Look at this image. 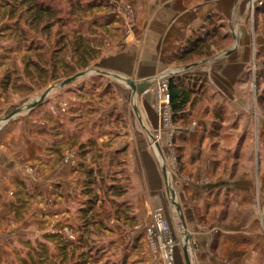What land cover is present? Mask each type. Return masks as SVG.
I'll use <instances>...</instances> for the list:
<instances>
[{"label": "rangeland", "instance_id": "374dc122", "mask_svg": "<svg viewBox=\"0 0 264 264\" xmlns=\"http://www.w3.org/2000/svg\"><path fill=\"white\" fill-rule=\"evenodd\" d=\"M38 1L55 9V16L36 21L34 13L25 11L26 6L21 3H17L20 8L13 14L10 12L12 7L7 3L12 0H0V88L5 99L0 125L5 122L6 116L20 109L19 116L23 114L21 116L46 122L44 130L47 133H61L63 137L60 140L52 139L48 143L50 146H55L56 142L61 144L62 151L53 158V168L60 165L59 182L52 183L49 172L44 177L48 186L42 187L34 173L30 183L23 187L22 192L27 198L26 202L22 201L23 206L0 204V227L6 226L4 231L0 230V264H111V257L118 248L116 243L122 250L131 236L139 238L138 252L153 248L162 260L161 245L164 237L156 236L152 243L146 236L147 229L156 222L153 213L155 208L151 209L147 222H140L136 217L133 221L130 216H135V198H141L138 193L140 186L146 181V175L152 174V179H155L154 182L158 183L165 194L163 216L170 224L173 241L178 242L175 253L181 242L173 238V235L177 236L176 230L178 232L184 227V216L180 210H184L188 204L189 207L197 208L195 196L191 198L193 200L188 197L196 179L194 164L190 167L192 170L182 172L185 155L168 149L175 122L172 110L166 106L165 101L162 102L161 95L163 83L171 80V75L181 62L174 60L165 63L159 74L149 79V93L153 95V102H144L142 95L132 96L122 90L123 86L132 87L119 77L124 75L111 68L102 69L103 65L112 63L115 55L123 56V49L131 42L138 19L144 13L137 11L134 0ZM13 25L18 26V29H12ZM220 32L219 38L214 40L222 46L224 43ZM202 33L205 34V31ZM81 40L88 41L91 52L98 55L86 68L79 66V52L76 50ZM59 48H62L61 51H57ZM256 57L255 54L251 77L252 116L255 121L258 120V112L264 110V62ZM32 60L38 62V67L32 64ZM67 63L70 67L65 65ZM72 67L76 69L73 74L69 72ZM189 68L186 66L185 70ZM90 69L92 73L60 87L65 79ZM52 87L55 88L45 94ZM121 96L126 97V104L122 107L119 105ZM37 101L40 103L31 107ZM144 106L148 107L147 112ZM151 112H154L155 117ZM191 119L188 117L186 120ZM182 125L184 128L188 126L186 121ZM258 139L252 136L247 140V145H251L255 175L259 178ZM131 142L135 143L133 164L131 154L127 152ZM51 153H55V149ZM49 155L45 152L42 158V163L48 165V168L51 163ZM148 159L154 162L158 176L144 171L142 163L145 164ZM93 166H100L103 174L116 177L120 186L127 185L128 192L120 198H113V193L106 192V185L112 182L110 180L98 184L89 194L85 193L87 175L83 170ZM254 194L257 200L255 209L259 212L260 206H264V184L257 185ZM112 198L124 201L127 206L117 210L116 205L110 202ZM88 204L93 205L98 213L97 218H92L96 232L84 238L85 246L70 250L69 256L62 258L56 241L49 235L60 231L64 237L77 244L80 236L78 226L89 218L88 215L86 219L81 218L82 208H88ZM121 209H127L129 214ZM258 214V228L264 240V214ZM26 216V231L8 233L12 230H7L9 226L21 223ZM99 220L104 222L99 224ZM67 229H72L73 233L68 234ZM129 230L133 231V235L129 234ZM39 243L42 247L46 245L47 253L38 252L41 250ZM40 257L45 258L40 261ZM172 263L175 264L174 254ZM261 264H264L263 257Z\"/></svg>", "mask_w": 264, "mask_h": 264}, {"label": "crops", "instance_id": "0c3cea01", "mask_svg": "<svg viewBox=\"0 0 264 264\" xmlns=\"http://www.w3.org/2000/svg\"><path fill=\"white\" fill-rule=\"evenodd\" d=\"M134 7L144 13L138 19L131 42L123 49V56L117 54L110 65L101 67L134 80L136 88L123 86L122 90L132 96L142 95L144 102H153L149 79L157 76L165 63L173 62L174 54L190 39L217 26L224 43L218 45L219 33L211 37L210 55L180 60L179 68L171 75L207 79V91L188 107V117L192 119H177L170 133L168 149L185 155L182 172L192 170L194 164L196 179L188 197L195 196L197 203L196 209L188 204L180 210L184 227L176 230L177 236L173 235L181 242L174 253L175 264H186L185 248L191 264H261L264 240L256 217L258 213L264 214V206L256 212L254 188L264 184V110L258 112L255 121L251 77L255 54L264 62V0H134ZM186 66L190 68L185 70ZM1 91L0 88V114L5 108ZM120 101L122 107L126 97L121 96ZM143 108L147 112L148 107ZM153 113L150 114L155 117ZM21 115L0 125V204L11 207L14 204L21 207L22 201H27L22 191L34 173L42 187L47 185L44 177L50 173L52 183L59 182L60 165L53 168V158L62 151L61 144L48 143L63 136L59 132L47 133L43 120ZM185 121L187 128L182 125ZM252 136L259 137V178L255 175L251 145H247ZM134 147L131 142L127 149L132 164ZM49 148L55 149V153ZM45 152L50 154L49 168L42 163ZM146 161L142 163L144 171L155 175L154 162ZM151 176L147 174L140 186L141 198H135L134 214L140 222L149 220L151 209L165 207V194ZM27 219L26 216L21 223H13L7 228L12 229L8 233L26 231ZM129 234L133 235V231L129 230ZM132 237L122 250L116 243L118 248L111 264H163L153 248L138 252L139 238Z\"/></svg>", "mask_w": 264, "mask_h": 264}, {"label": "trees", "instance_id": "16d2710c", "mask_svg": "<svg viewBox=\"0 0 264 264\" xmlns=\"http://www.w3.org/2000/svg\"><path fill=\"white\" fill-rule=\"evenodd\" d=\"M19 2V3H18ZM12 9H10V12L16 13L18 9L20 8L18 4H22L23 6H26V10L28 12L34 13V18L36 21L43 19L45 17H54L55 16V9H53L50 5L41 4L38 0H12V2H7ZM24 12V11H21ZM34 19V20H35ZM203 28H206V26ZM215 28V29H214ZM214 28H208L205 31V34H199L197 37H193L190 39L188 43L182 46L173 56L174 60H186L189 57L193 55H210L212 53L211 51V37L218 34V28L215 26ZM12 29H18V26H12ZM214 29V30H213ZM24 33L25 30L21 29ZM15 31V30H14ZM2 35V34H1ZM88 41L81 40L78 43V46L76 45V50L79 52V66L81 68H86L90 65L92 61L98 58L97 53L91 52V47L88 46ZM89 47V48H86ZM86 48V50H85ZM62 48H59L57 51H61ZM85 51H88L86 54ZM59 53V52H58ZM32 64L36 67H38V62L35 60H32ZM66 66L70 65L67 63ZM75 67L71 68V71L69 72H75ZM263 85V83H261ZM5 86V84H4ZM3 87V84H2ZM168 92L170 95V106L173 114V120L176 121L177 119H184L186 120L189 116L188 113V106L192 104L196 97L198 95H201L207 91V79L201 76H188V75H176L171 77V80H169V87ZM263 95V94H262ZM101 157V156H100ZM103 160H100V162ZM124 166H126V163H123ZM87 178L85 179V185L87 186V190H85V193L89 194L90 192L94 191L96 189V186L98 184H101L102 182L106 181H112L110 184L106 185V192L113 193L115 199L122 197L125 195L129 187L126 186H120L118 184V179L116 177H111L107 173L103 174L102 168L99 167H89L83 170ZM128 183V182H127ZM26 186V185H25ZM24 186V187H25ZM30 193V192H29ZM112 200L113 204L116 205L117 210L118 208L126 207L127 205L124 204L125 202H120L118 200ZM103 203V202H102ZM104 204V203H103ZM126 205V206H124ZM88 208H82L83 214L81 218L86 219V215L89 216L83 224H80L78 226L77 231L80 233L79 236V242L77 244L66 237L63 236L62 232L56 231L53 232L49 237H51L54 241H56V246L58 247L59 253L62 255V258L65 256H69L70 250H76L86 245V242H84V238L88 235H93L96 232L97 228H94L96 224L93 223L92 218H97L98 213H96V210L93 205L88 204ZM121 209V210H123ZM126 214H129L127 212V209L123 210ZM118 213V212H117ZM120 213V212H119ZM131 220H135V216H130ZM106 219V218H105ZM104 220H99V224H102ZM44 244V243H43ZM45 245V244H44ZM39 246H41V250H38L40 253H47L46 252V245L42 247L41 243H39ZM45 249V250H44ZM45 257H40L39 260H44Z\"/></svg>", "mask_w": 264, "mask_h": 264}, {"label": "built area", "instance_id": "2783aa9c", "mask_svg": "<svg viewBox=\"0 0 264 264\" xmlns=\"http://www.w3.org/2000/svg\"><path fill=\"white\" fill-rule=\"evenodd\" d=\"M169 87V82L165 81L162 85V90H161V95H162V99L161 101L164 102L166 106L171 109L170 106V95L168 92V88ZM154 215L156 216V222L150 226L147 229V238L150 242H155L156 240V236H163L164 240L162 242V250H163V254H162V260H163V264H173V252L174 249L176 247V245L178 244V242L173 241L172 236L170 235V224L167 221L166 217L164 218V214H163V210L162 208H155L153 210ZM66 232L68 234H72L73 230L72 229H67ZM162 241V239H161ZM165 242H167V244L165 245Z\"/></svg>", "mask_w": 264, "mask_h": 264}, {"label": "water", "instance_id": "95a60500", "mask_svg": "<svg viewBox=\"0 0 264 264\" xmlns=\"http://www.w3.org/2000/svg\"><path fill=\"white\" fill-rule=\"evenodd\" d=\"M92 72H93L92 69L86 70V71H81V72H79V73H77V74H75V75H73V76L65 79L64 81H62L60 83V87H65L66 85H69V84L77 81L78 79H81V78L87 76L88 74H90ZM119 77L122 78L123 80H125L132 87L136 88V84L132 80H130V79L124 77V76H119ZM55 87H57V85ZM55 87H52L51 89L47 90V92H45V94H47L50 90L52 91ZM38 103H40V101H37L36 103H33L31 107H34ZM27 109H28V107H27ZM20 112H21L20 109H17L15 111L11 112L8 116L5 117V120H9L10 118H12L13 116H15L16 114H18ZM184 252H185V261H186V264H191V258H190V255L188 253L187 248H185Z\"/></svg>", "mask_w": 264, "mask_h": 264}]
</instances>
